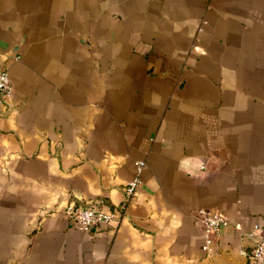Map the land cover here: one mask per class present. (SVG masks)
I'll list each match as a JSON object with an SVG mask.
<instances>
[{"label": "crops", "instance_id": "0c3cea01", "mask_svg": "<svg viewBox=\"0 0 264 264\" xmlns=\"http://www.w3.org/2000/svg\"><path fill=\"white\" fill-rule=\"evenodd\" d=\"M0 70V264H251L264 0H0ZM88 202L115 217L77 228Z\"/></svg>", "mask_w": 264, "mask_h": 264}, {"label": "built area", "instance_id": "2783aa9c", "mask_svg": "<svg viewBox=\"0 0 264 264\" xmlns=\"http://www.w3.org/2000/svg\"><path fill=\"white\" fill-rule=\"evenodd\" d=\"M10 94L11 81L9 74L6 70H0V105H7ZM144 166L145 162L138 161L136 176L124 186L122 208H124L126 203L134 196L141 182L140 175ZM98 204L94 202L80 205L69 203L65 209L66 217L71 224L77 228L90 231L95 228L98 223L109 222L115 217L113 211H104ZM195 218L203 231V248L204 250H210L216 236L220 233L221 228L228 223V220L222 214L213 213L204 208H200L195 212ZM241 253L245 254L244 251ZM247 254L251 260V264L264 261V235H261L256 240L254 246Z\"/></svg>", "mask_w": 264, "mask_h": 264}]
</instances>
